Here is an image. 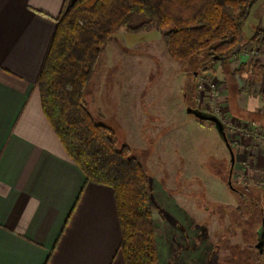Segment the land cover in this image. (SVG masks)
<instances>
[{
  "label": "rangeland",
  "instance_id": "1",
  "mask_svg": "<svg viewBox=\"0 0 264 264\" xmlns=\"http://www.w3.org/2000/svg\"><path fill=\"white\" fill-rule=\"evenodd\" d=\"M257 2L254 11L264 5ZM254 11L243 26L245 41L240 52L227 63L217 61L202 67L201 55L189 62L171 59L163 30L154 25L136 33L123 28L125 31H118L105 44L85 91V105L93 117L111 127L118 145H128L147 167L159 264H240L249 234L252 243L256 240L253 221L258 211L251 213L250 199L260 200L264 180L253 183L242 172L244 166L234 169V163L228 184L231 162L223 140L213 124L186 113L193 107L231 122L226 102L233 93L230 84L250 89L247 80L259 73L264 82V48L247 41L254 28H264V23L256 26ZM142 20L132 17L133 24ZM235 115L264 125L262 111L240 116L236 111ZM240 122V128L264 132V128ZM238 130L228 135L234 157L242 138ZM249 138L264 149V138ZM245 160L249 162V156ZM253 169L264 176V167ZM242 186L249 190L243 191ZM238 188L244 201H239ZM249 215L253 218L250 223L245 222ZM262 249L259 256L264 257Z\"/></svg>",
  "mask_w": 264,
  "mask_h": 264
},
{
  "label": "crops",
  "instance_id": "2",
  "mask_svg": "<svg viewBox=\"0 0 264 264\" xmlns=\"http://www.w3.org/2000/svg\"><path fill=\"white\" fill-rule=\"evenodd\" d=\"M72 1L0 0V264H125L113 190L85 180L45 117L36 85L53 18ZM254 17L256 26L264 23V5ZM261 77L247 80L250 89L230 84L233 117L264 112ZM243 116L235 118L264 128ZM237 143L234 169L242 164L253 183L264 180L253 173L264 167L262 146L247 136Z\"/></svg>",
  "mask_w": 264,
  "mask_h": 264
},
{
  "label": "trees",
  "instance_id": "3",
  "mask_svg": "<svg viewBox=\"0 0 264 264\" xmlns=\"http://www.w3.org/2000/svg\"><path fill=\"white\" fill-rule=\"evenodd\" d=\"M257 1L74 0L65 2L53 18L36 78L41 108L85 180L113 190L125 264H159V251L147 167L128 145L119 146L112 128L97 121L85 105V91L105 44L121 28L136 33L154 25L163 30L171 59L189 62L201 55V67L227 63L240 52H234L236 46L243 47V26ZM133 16L143 20L133 24ZM247 41L264 48V28H254ZM249 236L240 264H259L264 257Z\"/></svg>",
  "mask_w": 264,
  "mask_h": 264
},
{
  "label": "water",
  "instance_id": "4",
  "mask_svg": "<svg viewBox=\"0 0 264 264\" xmlns=\"http://www.w3.org/2000/svg\"><path fill=\"white\" fill-rule=\"evenodd\" d=\"M240 38H243V35H241ZM239 50H241V44H238L236 46L234 52L237 53ZM218 58H219L218 56L214 57V59H218ZM186 113L193 115L194 117H196L197 119H199L201 121H207V122H210L211 124H213L214 128L218 132L220 138L223 140V142H224V144H225V146L229 152L230 162H231V166H232L233 162H234V153H233L231 145L227 139L224 124H223L222 120L213 113L206 112V111L200 110L198 108H193V107H188L186 109ZM228 184H230V177L228 179ZM260 235H262L261 237L264 238V231H261ZM262 241H264V239H262ZM261 244H262V242H261Z\"/></svg>",
  "mask_w": 264,
  "mask_h": 264
},
{
  "label": "flooded vegetation",
  "instance_id": "5",
  "mask_svg": "<svg viewBox=\"0 0 264 264\" xmlns=\"http://www.w3.org/2000/svg\"><path fill=\"white\" fill-rule=\"evenodd\" d=\"M195 75V74H194ZM231 114V113H230ZM231 118L233 119V120H237L235 117H233L232 115H231ZM234 153V152H233ZM235 163V157H234V162H233V164ZM232 166H231V168H230V170H229V172L227 173V179H229V177L231 178L233 175H232ZM226 173V172H225ZM244 187H246V186H244ZM239 192L241 191V188L239 189H237ZM243 191H248V190H243ZM238 192V193H239ZM239 197H240V200L239 201H244L245 199H244V197H243V192H240V194H239ZM253 199V200H252ZM252 199H250L251 200V202H252V207H251V209L253 208V210H257L258 211V216H257V222L255 223V224H257V229L255 230V241L253 242V246L255 247V248H258L259 249V252H261V249H262V244H261V242L262 243H264V241H262V239H264V238H262L261 236L262 235H260V233H261V231H264V193H262V196L260 197V200H257L256 198L254 199V197L252 198ZM240 208L239 207H237V212H238V210H239ZM238 213H240V212H238ZM242 222V221H241ZM249 223V222H248ZM262 238V239H261ZM262 250H264V249H262ZM262 252H264V251H262Z\"/></svg>",
  "mask_w": 264,
  "mask_h": 264
},
{
  "label": "built area",
  "instance_id": "6",
  "mask_svg": "<svg viewBox=\"0 0 264 264\" xmlns=\"http://www.w3.org/2000/svg\"><path fill=\"white\" fill-rule=\"evenodd\" d=\"M216 116H218V115H216ZM222 122L224 124V128H225V133H226L227 139H228V135L230 133H232V132H235L236 129H239L238 131H239V135L240 136H247V137H249V136L257 137L258 136V137L264 138V136H262V135H264V132H262L261 129H257V128H254L253 129V128H250V130H246V128H245L246 126L240 128L241 122L239 120H233L231 118V122H226V121H223V120H222Z\"/></svg>",
  "mask_w": 264,
  "mask_h": 264
}]
</instances>
